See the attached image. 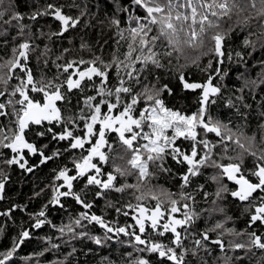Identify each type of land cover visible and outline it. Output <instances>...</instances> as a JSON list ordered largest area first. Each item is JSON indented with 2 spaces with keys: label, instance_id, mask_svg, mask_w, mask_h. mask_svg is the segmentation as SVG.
Returning a JSON list of instances; mask_svg holds the SVG:
<instances>
[{
  "label": "trees",
  "instance_id": "obj_1",
  "mask_svg": "<svg viewBox=\"0 0 264 264\" xmlns=\"http://www.w3.org/2000/svg\"><path fill=\"white\" fill-rule=\"evenodd\" d=\"M237 3L245 10L238 16L234 9L231 20L225 17L220 22V30L229 32L231 29L223 44L225 55L222 56L220 63L216 54L209 51L214 46L210 37L215 34L209 31L205 34L202 46L185 47L183 54L173 52L170 57L160 56L162 67L149 62L147 71L141 74V80L143 81L146 75V82L158 88L167 85L170 91L163 90L159 94L164 106L181 115L192 116L201 108V89L185 88L184 83L186 81L204 85L211 76L212 85L220 87L221 91L210 96L214 103L207 105L205 119L210 118L227 125L231 130L228 134L233 137V140H225L223 144L215 147L212 158L227 164L238 163L239 160L235 158L242 156L244 169L247 171L252 168L254 162L250 153L256 152L259 156L264 152V35H262L264 22L255 18V10L246 7V0H237ZM9 4L14 7H8ZM49 4L61 8L65 15L73 19L79 17V24L69 27L62 34H57L60 24L51 15ZM3 7L7 9V13L0 19V65L18 54V51L13 53L14 48L18 49L19 44L28 42L30 50L24 64L31 69L34 83L39 87L42 80L52 81L61 85V94L66 97L60 100L58 105L61 120L30 126L24 133L27 141L38 150H42L46 156H51L48 149L59 143L53 140L52 132H62L63 121L69 116L74 117L77 122H83L84 120H80L81 110L83 109L84 113L91 111L84 103L87 97H96L91 103H99L103 114L108 112V108L100 101L116 103L115 95L111 97L106 93L98 95L101 87L99 77L85 79L81 82L80 88L69 91L64 81L71 69L65 73L64 66L72 61H93L99 58L97 66L104 68L105 65H111L105 69L108 73L105 86L114 91L115 87L119 86V79L129 80L126 72L132 71L133 68L126 69L125 65L131 63L134 68L142 66L141 62L135 61V56L141 55L139 50L133 52L131 58L126 57L128 46L132 43L128 29L135 27L130 16H143L144 11L137 8L133 0H4ZM15 13L22 15L23 19L5 24L4 21L9 20ZM37 13L39 15L32 19L31 17ZM245 17H250L247 24L243 23ZM113 19L119 20L120 24L114 25ZM238 20L240 23H237ZM21 26L24 28L23 35H20ZM183 37L184 33H181V38ZM245 38L255 47L252 44L245 45ZM136 47L138 49V42ZM236 53L240 55L237 56ZM143 55H147V52ZM78 67L85 68V65L80 64ZM216 69H219V72ZM7 72V68H0V76ZM181 73L185 81H181ZM24 74L21 70H15V77L23 78ZM15 77L9 80L7 88L0 83V91L4 90L6 96L20 83ZM133 91L142 92L143 88L135 85L133 81ZM32 92L35 91L29 90L28 96L32 95ZM17 97H20L18 93L11 99L15 100ZM125 101L130 103L131 97L121 93V104L110 114L118 115L119 111L123 110L122 104ZM147 104L148 102L142 99L135 106L134 115L137 118L139 110L145 108ZM5 111L9 115L0 116V140H4L5 135L11 138L13 131H17L15 113L11 107ZM47 129H51L52 132L46 131ZM142 129L151 132L146 126ZM39 132H45V135H37ZM197 132L198 139H206L212 144H216L219 139L215 133H205L199 127ZM166 134L172 136V129H168ZM237 138L247 152L234 143ZM4 142L8 143L10 139ZM175 142L184 153H188L195 143L182 136L176 138ZM59 144L57 148L60 155L46 163L38 162L37 153L29 155L26 151L23 152L27 165L36 166L32 172L21 169L18 164L6 163L16 154L8 148L0 147V175L6 177L0 199V253L11 250L14 243H19L18 238L22 231H29V237L23 240L6 264H136L140 258L148 260L149 264H174L165 256H160L158 252L143 251L153 242L175 246L177 250L182 249L183 252L178 253L184 255L185 264H264V249L252 246L248 235L251 232L264 234V225L257 223L250 227L251 209H247L246 202L231 197L229 191L233 186L227 179L224 178L222 183L229 191L222 193V198L217 197L216 192L220 184L211 179L218 173L217 169L199 166V173L189 174V181L186 184L180 176L184 172L183 163H177L168 155H165L162 167L159 161L156 164L150 162L148 170L150 175L144 179H139L138 172L131 170L127 164L130 154L121 153L120 147H117L119 153L116 157L123 156L124 159H115L111 167L114 171L115 166L119 165L131 173L117 176L115 181L117 187L138 185L135 189L142 190L148 183L149 192L155 196L160 197L163 191L161 188L166 187L165 194H175L174 192L179 191L183 197L194 200L196 220L182 226V247L174 245L167 234H159V229L149 228L138 234L131 220L123 214L125 206L131 201L132 187H126L123 192L107 190L103 197L95 198L93 188L85 189L83 186L79 191L82 198L93 204L90 210L101 217L103 223L113 231L108 232L100 223L89 219H81V223L76 224L75 220L84 213L78 204L70 198L63 197L59 198V204L52 202L56 195L52 189L62 181V178L57 180L56 177L66 164V155L63 154L65 151L61 148L62 142ZM143 144L142 138L134 142L136 147ZM200 154H203V149H200ZM229 157L233 159L230 160ZM160 199L162 200L161 197ZM117 208L121 211H116ZM9 209L13 210L10 214H5ZM42 210L46 214L45 223L35 228L33 227L35 219ZM217 224L222 227L216 228ZM119 227L126 228L128 234L116 232L115 229ZM61 228L64 229L63 232L60 231ZM213 229L215 231H212ZM205 232L210 239H221L223 248L210 242V239L204 242L203 247L197 245L195 241ZM133 233L140 235L148 243L139 244ZM93 237H99L101 243H95ZM236 244H242L244 247L236 248ZM2 258L0 256V259Z\"/></svg>",
  "mask_w": 264,
  "mask_h": 264
},
{
  "label": "snow or ice",
  "instance_id": "obj_2",
  "mask_svg": "<svg viewBox=\"0 0 264 264\" xmlns=\"http://www.w3.org/2000/svg\"><path fill=\"white\" fill-rule=\"evenodd\" d=\"M137 8L143 9L144 15L130 16V20L135 24V27L128 29L129 35L132 39V43L128 46V53L126 58H131L133 52L139 50L141 55L135 56V61L141 62L140 68H134L133 64L125 65V68H133L132 71H127L126 75L129 77L128 81L123 79L118 80L119 86L112 89L106 88V81L108 73L105 71L106 68L111 65H105L104 68L97 66L99 58L93 61H72L64 66V72L68 73L69 69L73 67L77 68L75 73L67 76L66 84L69 91L74 88H80L81 82L85 79L92 80L93 77L101 78V87L98 91V95L107 94L108 96L115 95L116 103H109L107 101H100V103L106 104L108 112L111 113L113 109L117 108V105L121 104V93H126L131 97V102H123L122 111H119L118 115H107L101 111L100 104H92L91 102L96 99L94 96L86 98L84 103L88 106L91 111L84 113L81 110L80 120L86 121V135L89 138L87 142H91V137L98 135L95 143L90 149L87 150V155H83L79 160H74V170L76 175H69L68 169L65 168L60 170L56 179H63V183L59 184L52 190L56 193L53 197V201L56 204L60 203V197H73L79 204L86 209H91L93 204L83 199L80 193L73 190V182L83 178L86 180L85 189L91 186H96L97 191L95 192L96 197H103L107 190H115L116 192H123L126 187H138V185H124L117 187L115 181L117 176H126L131 174L126 169L116 165L114 172L105 173L102 170V165L94 163L93 159L98 158L99 162L108 163L109 156L105 152L101 151V147L105 144V131L108 129L114 130L119 133V141L122 144L124 151L131 153V158L127 161L131 169L138 171L139 179H144L149 176L148 171L149 163L156 164L158 161L161 162L160 166L165 159V155H171L174 159H178L181 163L187 161L189 165H192L188 169L191 175H197L199 173V166L213 167L218 170L216 175H213L211 179L218 184L220 188L216 192L217 197L222 198V193L228 192L229 189L223 185L222 181L226 178L229 181H233L237 186L234 190L230 191L232 197L237 198L241 202H246L247 209H251L249 217L250 227H254L257 223L264 225V152H261L257 156L256 152H251L250 155L254 158L253 166L245 171L244 161L242 156L236 157L239 160L238 163H221L216 159H213V149L219 144H223L225 140H233L230 133V129L227 125L222 124L219 121H213L210 118L205 119L206 107L209 103H214L210 100L212 94L219 93L220 87L212 85V77L209 76L206 84L201 85L198 83H187L184 75L180 74L181 81H185V88H202L203 95L201 99V108L197 113L192 116L181 115L179 112L171 111L167 109L162 100L159 98V94L163 90L167 89V85L162 87H156V85L150 84L147 81L145 75L143 81L141 80V74L147 71L149 62L157 67H162L160 64V56H172L173 52L183 54L185 47L194 48L200 47L204 44L205 34L209 31L215 34L210 37L214 46L209 50L216 54L217 57L225 55L223 50V44L231 32H224L220 30V22L227 17L229 20L232 19L234 9L236 14L239 16L240 12L245 9L241 8L237 3V0H133ZM259 4V7H257ZM4 0H0V19H3L7 13V9L3 7ZM8 7H14L9 4ZM246 7H250L255 10V18L260 19L264 22V0H246ZM48 9H51V14L55 16L56 20L62 24V29L67 31L69 27H75L79 24V17L73 19L70 16L63 14L62 9L55 5L49 4ZM130 11V9H125ZM34 14L31 18L35 19ZM83 15V13H81ZM211 17V18H210ZM22 15L15 13L5 24H11L13 20H22ZM250 21V17H245L243 23L247 24ZM114 25H119V20H112ZM237 23H240L238 20ZM155 29V32H154ZM24 28L21 26L20 35H23ZM154 33V34H153ZM181 33H184V37L181 38ZM264 35V32H262ZM138 42V49L136 44ZM245 45L252 44L247 38L244 40ZM255 47L254 44H252ZM30 50V44L24 42L19 44L18 49L14 48L13 53L19 52L18 57L14 55L13 59L7 60L0 68H7L8 72L4 76H0V83L8 86L10 79L15 77V70H21L26 73V79L21 77H15L20 80V83L15 86L9 95V99L6 103H0V116L9 115L8 112L3 111L8 107H11L12 112L17 117L18 131H13V135L9 138L7 135L4 136V140L10 142L5 143L4 140H0V147L10 149L16 155L11 159L7 160L8 164H18L21 169H25L27 172H32L33 168L36 167L28 166L27 161L24 160L22 152L24 149L30 152L37 153L36 147L32 143H28L23 136L25 129L28 127L29 122H33L36 125H40L43 121L61 120V113L58 108L55 107V102L65 99L66 97L61 94V85L55 84L52 81H41L40 86L34 83V77L31 69L23 65L22 61L28 59V53ZM67 51V49L65 50ZM147 52V55H143ZM237 56L240 53H236ZM102 63V61H100ZM84 64L83 70L79 69L78 65ZM211 67V62L209 64ZM219 72V69H216ZM73 76L78 78L74 79ZM119 76V72H118ZM158 79V78H157ZM133 81L135 85H140L143 88L142 92L133 91ZM128 86H125V84ZM38 91L44 95V103L41 104L38 101L30 99L28 91ZM170 91V90H169ZM19 94L21 99L13 100L14 97ZM6 95L5 91H0V97ZM145 99L148 104L145 108L139 110V118L134 115L135 106ZM20 107L17 108L16 105ZM100 124L98 132H94V125ZM66 125L61 133L52 132L51 129L46 131L52 132L53 139L65 140L69 142V147L64 151H71L77 148H84L86 140L84 137L75 135L74 131L71 130L73 125L77 124L74 117L69 116L63 121ZM118 125V127H115ZM144 126L151 129V132L136 131L134 129H142ZM202 128L205 133H215L219 138L216 144H212L206 139H198L197 128ZM168 129H172L173 135L169 137L166 132ZM39 136L45 135V132L37 133ZM184 137L185 139H191L195 141L191 148V154L183 153L180 148L175 146L174 141L178 137ZM139 138H143L147 143L136 147L134 142ZM234 143L239 145L240 148L244 149V145L240 143L237 138ZM171 147L169 148V146ZM111 147V145H109ZM200 149H203V154H200ZM247 152V149H244ZM227 151V147H225ZM41 156V163H46L48 160L55 158L60 155L59 151L54 152L51 156H46L42 150L39 151ZM182 157V158H181ZM124 159L123 156H118L115 159ZM223 159V158H222ZM228 159H233L229 157ZM250 177L255 178V182ZM184 182L187 184L189 176L183 177ZM6 177L0 175V194L3 193L5 188ZM61 189H65L61 191ZM39 195V193H37ZM2 198V196H0ZM138 201L144 199L143 195L136 197ZM153 199L157 203L151 209L140 203L136 206L128 205V207H135L137 216L135 218L136 225L139 226V232L144 233L146 231V224H150L152 229L162 227L164 231H171L175 234L174 243L177 246L182 247L181 244V233L177 231V225L185 226L192 223L193 216L190 214L188 205L184 204L182 207L184 211L183 219H175L172 214L180 211V207L177 206L176 200H170V207L163 209V202L160 197L153 195ZM47 207V206H45ZM246 209V210H247ZM13 209H9L10 214ZM116 211H121L117 208ZM128 215L127 212L124 213ZM167 216L168 222L160 224V220ZM87 213H81L80 218L75 220L76 224L81 223V219H88ZM91 221L101 223L108 232H112L113 229L103 224L101 217L91 215ZM46 220V214L42 210L35 219L33 227H41ZM222 225L217 224L216 228H221ZM71 230V229H69ZM64 231L63 228L60 229ZM118 233H127L126 228L119 227L115 229ZM212 231H215L213 229ZM163 234V233H159ZM133 235H135L133 233ZM250 236V243L252 246L264 249V234H256V232L248 233ZM29 237V231H22L19 239V243H14L11 250L5 253H0L3 258L0 259V264H6L10 261L14 255L16 249L23 243L25 238ZM95 243L100 244L101 239L99 237H93ZM210 236L207 232L201 234V238L196 240L195 243L204 246V242L208 241ZM135 240L139 244H147L148 241L141 238L140 235H135ZM213 243L223 248V242L221 240H215ZM236 248H242L244 245L236 244ZM143 251L158 252L160 256H166L168 260L173 261L174 264H185L184 255L178 254L175 248L162 245L158 243H152L150 247L143 249ZM195 255V251H193ZM136 264H149V261L140 258L136 261Z\"/></svg>",
  "mask_w": 264,
  "mask_h": 264
},
{
  "label": "flooded vegetation",
  "instance_id": "obj_3",
  "mask_svg": "<svg viewBox=\"0 0 264 264\" xmlns=\"http://www.w3.org/2000/svg\"><path fill=\"white\" fill-rule=\"evenodd\" d=\"M17 56V55H16ZM24 62H25V60H23L22 61V63H23V65L24 66H26L25 64H24ZM27 67V66H26ZM28 68V67H27ZM79 69H81V70H83L84 68H79ZM77 71V68L76 67H73L72 69H71V71L69 72V74H72V73H75ZM68 74V75H69ZM67 75V76H68ZM67 76H66V78H65V81H64V85H65V87L67 88V84H66V80H67ZM23 78H26V73L24 74V76H23ZM73 78L74 79H76V78H78V77H76V76H73ZM68 89V88H67ZM75 89V88H74ZM1 91H4V90H1ZM12 92V91H11ZM37 93V94H36ZM29 98L30 99H33L34 101H38V102H40L41 104H43L44 103V95H43V93H41V92H38V91H35V92H32V95H30L29 94ZM9 99V96L7 95H5V96H3V97H0V103H6V101ZM19 99H21V97H17L15 100H19ZM59 102H60V100L59 101H56L55 103V107L56 108H58L59 109V107H58V105H59ZM17 106V108H19L20 106L17 104L16 105ZM3 111H5V110H3ZM104 114H107V115H112V114H110L109 112H105ZM53 121V120H52ZM50 121H43L41 124H43V123H49ZM40 124V125H41ZM16 126H17V131H18V124H17V120H16ZM30 126H39V125H36V124H29V126H28V128L30 127ZM64 127H66V125H64ZM64 127H63V130H64ZM115 127H118V125H115ZM28 128L25 130V131H27L28 130ZM99 128H100V124L99 123H97L96 125H94V132H98V130H99ZM62 130V131H63ZM71 130H73L74 131V133H75V135H77V136H80V137H84L85 138V140H86V143H85V145H84V148L83 149H81V148H77V149H74V150H71V152L70 151H65V153H63L64 155H66V164H64V169L65 168H67L69 171H68V174L69 175H76V172H75V170H74V160H79V158L81 157V156H83V155H87V150L88 149H90L91 147H92V145L95 143V141H96V139H98L99 137H98V135H94L93 137H91L90 139H91V142L89 143V142H87L88 141V137H87V135H86V121H79V122H77V124L76 125H73L72 126V129ZM25 131H24V133H25ZM136 131H143V132H149L147 129H145V130H143V129H137ZM23 133V136H24V139L26 140V138H25V134ZM57 133H61V132H57ZM169 137H171V136H169ZM54 140V139H53ZM59 143H61L62 142V144H61V148L63 149V150H65V149H67L68 147H69V142H68V140L67 139H65V140H58V139H56ZM188 140V139H187ZM27 141V140H26ZM28 143H30L29 141H27ZM54 143V142H53ZM58 143V144H59ZM142 143H147V141L146 140H144L143 138H142ZM174 143H175V146L176 147H178L179 148V146H178V144L174 141ZM58 144H54V145H52V147H51V149H48V153H50L51 155L54 153V152H56V151H58V148L57 147H59V145ZM109 145H111V147H109ZM35 146V145H34ZM54 146V147H53ZM36 147V146H35ZM117 147H120L121 148V153L123 152V153H126L125 151H124V148H123V146H122V144L120 143V141H119V133L118 132H116V131H114V130H111V129H108V130H106L105 131V144L101 147V151H103V152H105V154L106 155H108L109 156V162L108 163H104V162H99L98 161V158H94L93 159V162L94 163H98V164H100V165H102V170L105 172V173H107V172H114L113 171V169H112V167H111V164H113V162H115V160H114V158L118 155V150H117ZM138 147V146H137ZM171 147V145L169 146V148ZM36 149L38 150V148L36 147ZM24 151H26V153H28L29 155H33V154H35V153H33V152H30L29 150H27V149H24L23 150V152ZM39 151L40 150H38L37 151V154H39ZM23 152H22V154H23ZM70 152V153H69ZM120 153V154H121ZM127 153H129L130 154V158H131V153L130 152H127ZM184 153V152H183ZM45 154V153H44ZM187 154H191V149L189 150V152L187 153ZM23 156H25V155H23ZM168 156H170L173 160H176L177 161V163H181L178 159H174L171 155H168ZM38 162L40 163L41 162V156L39 155L38 156ZM182 158V157H181ZM110 163V164H109ZM130 166V165H129ZM183 166H184V172H182L181 174H180V176H181V179H183V177L185 176V175H188L189 176V172H188V169L190 168V167H192V165H189L188 164V162L187 161H184L183 162ZM131 168V167H130ZM149 168L150 167H148V170H149ZM132 171L133 170H135V169H131ZM137 171V170H136ZM138 172V171H137ZM183 176V177H182ZM184 180V179H183ZM228 181V180H227ZM253 181L255 182V179H253ZM229 182V181H228ZM61 183H63V179H62V181H61ZM60 183V184H61ZM233 187H232V189L231 190H234L235 189V184H233V183H231V182H229ZM78 184V185H77ZM85 184H86V180L85 179H83V178H80V179H78V180H76V181H74L73 182V190L75 191V192H77V193H80L79 191H81V189L83 188V186H85ZM146 184V183H145ZM80 185V186H79ZM89 188H93V191H94V194H95V192L97 191V187L96 186H91V187H89ZM136 188V187H135ZM135 188H133L132 187V189H131V191H132V193H131V197H130V202H129V204L128 205H133V206H136L137 204H140V203H142V204H144V206H146V207H148V208H152V207H154V205L157 203V201L155 200V199H153V195H155V194H153V193H151V192H149V189H148V183L146 184V187L145 188H143L142 190L141 189H139V188H137V189H135ZM162 189H163V191H162ZM167 188L166 187H163V188H161V194H160V197L162 198V202H163V209L162 210H165V209H167V208H169L170 207V204H169V201L170 200H176L177 201V206L178 207H180V211L179 212H177V213H175V214H172L173 215V218H175V219H183L184 218V211H186L183 207H182V205H184V204H187L188 205V209H187V211H189L190 212V214L193 216V220H196V212H195V209H194V200H192L191 198H187V197H183L182 196V194H181V192H179V191H177V192H174L175 194H165L164 193V190H166ZM63 190H65V189H61V191H63ZM230 190V191H231ZM109 191H111V190H109ZM230 191H229V193H230ZM172 192V191H171ZM143 195V197H144V199L143 200H141V201H138L137 199H136V197H139V196H142ZM95 196V195H94ZM64 199H66V198H70V199H72L76 204H78L79 206H80V208H81V211L82 212H84V213H87L88 214V219L89 220H91L90 219V217H91V215H96L92 210H90V209H86V208H84L81 204H79L73 197H71V196H69V197H63ZM95 198H98V197H96L95 196ZM100 198V197H99ZM1 199V198H0ZM88 200V199H87ZM239 201V200H238ZM91 203V202H90ZM128 205L127 206H125V211L123 212V214L125 213V212H127L128 213V215H127V219L128 220H131V222H132V225L135 227V229H137L138 230V234H140V232H139V226L138 225H136V223H135V218H136V216H137V212H136V210H135V207H128ZM97 216V215H96ZM250 217V216H249ZM166 222H168V220H167V216L165 217V218H162L161 220H160V224L162 225L163 223H166ZM133 227V228H134ZM149 228H151V226H150V224H146V230L147 229H149ZM181 228H182V226H179V225H177V231H179L180 233H181ZM157 229H159L160 230V233H163V234H161V235H165V234H167L169 237H170V239L172 240V242H173V244L175 245V243H174V238H175V234L174 233H172L171 231H164V229L162 228V227H158ZM155 230V229H154ZM138 234H135V235H138ZM134 235V236H135ZM173 248H175V250H176V252L178 253H182L183 252V250L182 249H180V250H177L178 248H176L175 246L173 247ZM178 253V254H179ZM166 257V256H165ZM166 259H167V257H166Z\"/></svg>",
  "mask_w": 264,
  "mask_h": 264
},
{
  "label": "water",
  "instance_id": "obj_4",
  "mask_svg": "<svg viewBox=\"0 0 264 264\" xmlns=\"http://www.w3.org/2000/svg\"><path fill=\"white\" fill-rule=\"evenodd\" d=\"M54 18H55V16L54 15H52ZM61 23V22H60ZM62 33H64V30L62 29V24H61V29H60V31H59V34H62ZM19 55V54H18ZM18 55H17V57H18ZM218 59H219V63L221 62V60H222V57H218ZM26 79V78H25ZM198 84H201V85H203L202 83H198ZM195 89H201V93H200V104H201V99H202V95H203V90H202V88H195ZM56 104V103H55ZM56 106V105H55ZM35 124V123H33V122H29V124ZM29 126V125H28ZM28 128V127H27ZM26 128V129H27ZM25 129V130H26ZM229 181V180H228ZM229 182H231V183H233V184H235L233 181H229ZM237 186L235 185V188H236ZM0 196H2V194H0ZM232 197V196H231ZM232 198H234V199H237V198H235V197H232ZM238 200V199H237ZM104 224V223H103ZM100 225L101 226H103L101 223H100ZM104 227V226H103ZM219 238H213V239H210V242H212L213 243V241H215V240H218ZM219 240H221V239H219ZM222 241V240H221ZM221 248V247H220Z\"/></svg>",
  "mask_w": 264,
  "mask_h": 264
},
{
  "label": "bare ground",
  "instance_id": "obj_5",
  "mask_svg": "<svg viewBox=\"0 0 264 264\" xmlns=\"http://www.w3.org/2000/svg\"><path fill=\"white\" fill-rule=\"evenodd\" d=\"M64 14V13H63ZM52 15V14H51ZM54 18V17H53ZM55 20H56V18H54ZM58 21V20H57ZM59 22V24H60V29H61V23H60V21H58ZM60 29H59V31H60ZM59 31L57 32V34H59ZM65 32V31H64ZM18 54H19V52H18ZM17 54V55H18ZM27 60V59H26Z\"/></svg>",
  "mask_w": 264,
  "mask_h": 264
}]
</instances>
